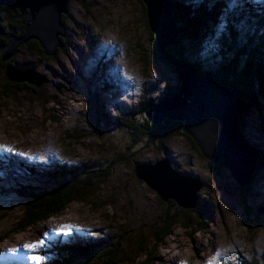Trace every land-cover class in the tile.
I'll use <instances>...</instances> for the list:
<instances>
[{"label": "rangeland", "instance_id": "rangeland-1", "mask_svg": "<svg viewBox=\"0 0 264 264\" xmlns=\"http://www.w3.org/2000/svg\"><path fill=\"white\" fill-rule=\"evenodd\" d=\"M248 5L249 10L260 9L264 0H220L215 18L199 26L194 40L184 39L185 56L201 71L217 68L219 60L211 56L219 48L217 41L230 22L246 15ZM67 6L62 14L66 40L54 55H45L27 41L6 60L11 65L32 64L46 82L9 88L5 63L0 61V137L9 147L22 150L13 152L0 143V190L25 181L31 176L29 168L47 171L55 164L109 167L111 174L97 180L90 197L22 231L17 224L25 200L13 191L0 192V264H37L29 259L34 252L45 257V264L54 257L56 246L120 233L132 249L146 247L138 257L132 251L123 264H239L241 257L264 264V214L254 210L256 205L264 207V167L242 191L232 170L212 168L216 162H209L182 134L166 140L162 151L154 148L161 146L155 139L133 159L112 164L124 140L121 129L107 119L114 122L117 114L124 118L133 113L141 122L142 108L178 81L169 63L155 53L142 0H68ZM0 23L10 28L12 22L1 12ZM238 26L243 29L244 20ZM260 101L264 99L239 117L246 139L264 149ZM160 159H168L179 174L204 182L197 192L201 213L190 209L184 216L135 176V164ZM167 207L175 210L177 220L171 234L156 246L152 233ZM65 225L69 230L53 231ZM41 239L45 244L40 249L23 247Z\"/></svg>", "mask_w": 264, "mask_h": 264}, {"label": "trees", "instance_id": "trees-1", "mask_svg": "<svg viewBox=\"0 0 264 264\" xmlns=\"http://www.w3.org/2000/svg\"><path fill=\"white\" fill-rule=\"evenodd\" d=\"M169 1L172 4L171 18L174 21L179 42L177 45L172 44L167 46L166 51L177 59L186 61L195 68L197 73L212 76L214 81L229 89L236 98L248 102L249 106L256 105L260 98L264 99V7L249 10L250 5H248L245 12L246 15L243 16L244 18L239 17V21L237 22L236 20L235 24L233 22L228 24L229 28L226 34L217 41V45L219 46L218 50L216 52L214 51L211 55L215 60H219L218 67L213 71H201L195 62L185 56L183 41L186 38L194 40L196 35H198L199 26H205L208 20L215 18L220 0H215L214 2L201 0L199 2L185 4L175 0ZM11 5L12 0H5L0 4V13L4 12L10 22H12L10 23V28H5L1 25L5 34L0 38V43H5L7 41V35L11 33L16 35L23 34L24 26L21 23V19L18 18L19 12L12 10ZM241 20L245 22L243 29L238 26ZM149 33L151 35V41L155 45V37L151 31ZM64 37H62V44L66 40ZM28 42L34 48L43 52L36 40H30ZM155 51L161 59H164L162 54L157 51L156 45ZM240 61H242V64L238 67ZM3 63H5L4 67L10 65L8 61H4ZM169 65L174 70V66L170 63ZM175 76L178 78L176 72ZM7 82L9 88L17 86L18 88H24L30 84L10 80ZM179 87L180 80L178 78L176 86L165 91L162 96L178 92ZM162 96L157 99L153 98L150 101L156 102ZM260 102L264 104L263 101ZM253 108L255 107L253 106ZM132 115L133 113H130L128 116L122 118L120 114H117L114 122L107 119L109 124L116 125L121 129L124 140L123 145L118 147L115 158L112 159L113 165L133 159V155H136L140 149L152 147L155 139L159 141L161 146H154V148L162 151L164 142L171 136L182 134L188 137L182 131L183 124L180 122L162 120L163 122L161 123H152L147 118H144L141 122H136ZM103 116L105 117V115ZM241 117H238L237 120L238 130L241 136L248 145L259 152L249 183L245 186L239 184V188L244 191L251 184V180L254 178L256 172L264 167V149H260L254 144H251L243 135ZM259 126L264 131V118ZM188 139L191 140L194 147L201 154L194 140L190 137ZM217 161L211 166L212 168L226 166L232 170L226 158L220 157ZM50 169L47 171H37L34 168H29L27 169V173H30L31 176H28L25 181L16 182L12 186L13 188L10 187L11 189L8 186L0 190L2 193L13 191L25 200L23 212L17 224V229L20 231L45 222L52 216L59 215L75 201L85 200L90 197L95 190L97 180L101 181L102 179H106L111 174L109 167H94L89 164H55ZM167 202L169 207H174L175 210L183 213L184 216L190 210L180 207L173 200H168ZM169 207L166 208L165 214L161 216V219L154 226L152 237L154 239V245L156 246L165 241L171 234V229L176 223L175 210L172 212L169 210ZM201 208L203 209V205L199 202L198 205L191 209L201 213ZM125 239L126 237L120 233L109 235V237H102L98 241L86 240L69 244L65 247L56 246L54 257L45 264H123L129 260V257L133 254L132 251H136L133 254H136V256L146 251V247H143L141 244L138 247L134 246V249H132L125 242ZM137 248H139L138 252ZM146 255L148 257L150 256L148 252ZM239 264L260 263L255 258L244 259L241 257Z\"/></svg>", "mask_w": 264, "mask_h": 264}, {"label": "water", "instance_id": "water-1", "mask_svg": "<svg viewBox=\"0 0 264 264\" xmlns=\"http://www.w3.org/2000/svg\"><path fill=\"white\" fill-rule=\"evenodd\" d=\"M4 1L0 0V4ZM142 2L149 30L155 37L156 49L174 66L180 80L178 92L164 95L142 108L145 118L152 123H161L164 118L182 121V131L194 140L203 157L211 163L220 157L226 158L238 183L247 185L259 152L244 141L237 120L249 103L236 98L229 89L214 81L212 76L197 73L186 61L166 51L167 46L179 42L169 0ZM67 5L68 0H12V10L17 9L19 12L24 29L22 35L11 33L7 35L5 43H0L1 61L10 59L16 48L29 40H36L45 55H54L66 34L61 16L67 12ZM4 34L0 25V38ZM5 74L10 81L27 82L35 86L45 81L34 71V66L27 62L7 65ZM133 171L161 200H173L185 209L197 205V192L203 182L179 174L169 165L168 159H160L153 164H135ZM255 211L264 214L263 205H256Z\"/></svg>", "mask_w": 264, "mask_h": 264}, {"label": "snow or ice", "instance_id": "snow-or-ice-1", "mask_svg": "<svg viewBox=\"0 0 264 264\" xmlns=\"http://www.w3.org/2000/svg\"><path fill=\"white\" fill-rule=\"evenodd\" d=\"M66 230H69L68 226H61L60 228H57V229H53V231H56V232H64ZM45 237L48 236V233L45 232L43 234ZM45 244V240L44 239H41L39 241H35V242H32V243H26L23 245V247L25 249H30V250H33V249H40L44 246ZM15 251V250H14ZM219 255V253L217 254ZM30 260L32 261H36L37 264H43V261L45 260V257L43 255H40L36 252H34L30 257H29ZM215 259V258H213ZM181 264H184V262L182 261ZM209 264H213V261H209Z\"/></svg>", "mask_w": 264, "mask_h": 264}, {"label": "bare ground", "instance_id": "bare-ground-1", "mask_svg": "<svg viewBox=\"0 0 264 264\" xmlns=\"http://www.w3.org/2000/svg\"><path fill=\"white\" fill-rule=\"evenodd\" d=\"M28 43V42H27ZM25 44V43H24ZM23 44V45H24ZM21 46V45H20ZM20 48V47H18ZM46 82V81H45ZM2 142L1 146L2 148H6V149H10L13 152H17V153H21L22 150H19L18 148H11L12 146L9 147V144H7L6 142H3L2 138L0 137V143ZM5 143V144H4ZM27 151V150H26ZM24 153V152H23ZM27 159H33L32 155L26 153ZM188 165V164H187Z\"/></svg>", "mask_w": 264, "mask_h": 264}, {"label": "flooded vegetation", "instance_id": "flooded-vegetation-1", "mask_svg": "<svg viewBox=\"0 0 264 264\" xmlns=\"http://www.w3.org/2000/svg\"><path fill=\"white\" fill-rule=\"evenodd\" d=\"M15 11H17V9H16ZM18 18H19V16H18ZM165 120H171V119H167V118L163 119V121H165ZM163 121H162V122H163ZM171 121H177V122H180L181 124H183L182 121H180V120H171ZM185 134H186V133H185ZM186 135H187L188 137H190L188 134H186ZM173 136H175V135H173ZM171 137H172V136H171ZM171 137H170V138H171ZM190 138H191V137H190ZM191 139H192V138H191ZM192 140H193V139H192Z\"/></svg>", "mask_w": 264, "mask_h": 264}]
</instances>
